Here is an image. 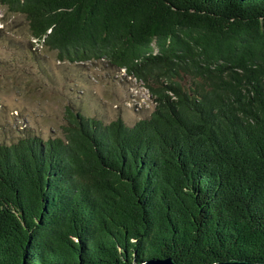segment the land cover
<instances>
[{
	"label": "trees",
	"instance_id": "trees-1",
	"mask_svg": "<svg viewBox=\"0 0 264 264\" xmlns=\"http://www.w3.org/2000/svg\"><path fill=\"white\" fill-rule=\"evenodd\" d=\"M60 61L146 88L133 124L68 105L0 141V264L264 261V0H0Z\"/></svg>",
	"mask_w": 264,
	"mask_h": 264
},
{
	"label": "rangeland",
	"instance_id": "rangeland-1",
	"mask_svg": "<svg viewBox=\"0 0 264 264\" xmlns=\"http://www.w3.org/2000/svg\"><path fill=\"white\" fill-rule=\"evenodd\" d=\"M25 16L0 5V141L62 134L65 109L133 124L154 103L146 88L104 61L70 63L33 45Z\"/></svg>",
	"mask_w": 264,
	"mask_h": 264
},
{
	"label": "water",
	"instance_id": "water-1",
	"mask_svg": "<svg viewBox=\"0 0 264 264\" xmlns=\"http://www.w3.org/2000/svg\"><path fill=\"white\" fill-rule=\"evenodd\" d=\"M140 264H182L178 262L173 256L163 258H152L141 261ZM211 264H264V261H251L239 258H231L222 261H217Z\"/></svg>",
	"mask_w": 264,
	"mask_h": 264
}]
</instances>
